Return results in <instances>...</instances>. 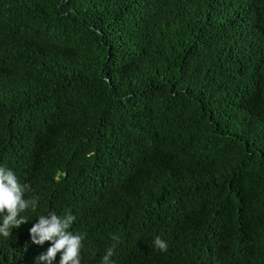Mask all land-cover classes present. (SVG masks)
Masks as SVG:
<instances>
[{
    "label": "trees",
    "instance_id": "1",
    "mask_svg": "<svg viewBox=\"0 0 264 264\" xmlns=\"http://www.w3.org/2000/svg\"><path fill=\"white\" fill-rule=\"evenodd\" d=\"M0 166V264L68 210L81 264H264V0H0Z\"/></svg>",
    "mask_w": 264,
    "mask_h": 264
},
{
    "label": "clouds",
    "instance_id": "2",
    "mask_svg": "<svg viewBox=\"0 0 264 264\" xmlns=\"http://www.w3.org/2000/svg\"><path fill=\"white\" fill-rule=\"evenodd\" d=\"M31 192V185L21 184L13 170L0 166V235L8 238L14 228H19L29 220L21 215L28 210L35 212L39 197L32 196L28 199L25 194ZM76 217L68 210L63 216L55 212L47 216L40 215L38 223L30 229L32 242L42 245L51 242V247L46 253L37 257V261H46L53 264L57 254H60L59 264H81V251L86 233H73L70 231ZM119 241L118 237H114ZM154 245L160 251H167V242L156 237ZM115 245L106 250L101 258V264H115L111 258L114 255Z\"/></svg>",
    "mask_w": 264,
    "mask_h": 264
}]
</instances>
